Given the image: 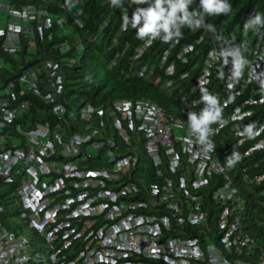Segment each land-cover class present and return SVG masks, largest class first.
Here are the masks:
<instances>
[{"label":"built area","instance_id":"1","mask_svg":"<svg viewBox=\"0 0 264 264\" xmlns=\"http://www.w3.org/2000/svg\"><path fill=\"white\" fill-rule=\"evenodd\" d=\"M69 1L0 0V188L14 195L9 202L0 194V264H29L32 253L25 228L5 224L7 205L34 226L47 264H264V88L253 85L264 76L263 29L241 35L250 56L239 80L228 58L216 95L221 120L205 148L187 113L200 111L199 88L211 83L221 48L235 36L208 49L187 86L180 79L190 69L176 75L175 63L195 58L202 36L179 47L174 39L156 56L179 115L144 97L72 111L60 95L58 62L32 56L42 50L38 41L55 35L52 22L66 30L43 4L67 9ZM81 11L68 10L74 25H82ZM144 40L134 58L152 41ZM53 48L62 54L70 45ZM162 81L158 75L153 84ZM250 124L252 136L244 132ZM244 211L259 231L242 224Z\"/></svg>","mask_w":264,"mask_h":264},{"label":"clouds","instance_id":"2","mask_svg":"<svg viewBox=\"0 0 264 264\" xmlns=\"http://www.w3.org/2000/svg\"><path fill=\"white\" fill-rule=\"evenodd\" d=\"M13 5H19L22 3L25 4H35V6H39L37 3V0H10ZM83 1L85 0H70L67 2V9H61L57 4L55 3H46L43 4V6L47 9L48 13L50 14V17L54 19L62 18L65 23L66 30L63 31V29H59L56 27L55 23L52 22L51 29L55 32V35L53 34L52 39L49 41H38V45L41 47L42 50L38 51L36 54L40 55L37 57V60L35 62H41L46 60H51L53 62H58V65H60L61 70L64 72V80L66 79V72L63 68H66L68 70H71V63H69L70 67H66L63 65L61 61L56 59L54 57V54H61L56 49L53 48V43L59 41L67 43L68 45H74L73 47L77 46L80 42V39L78 40L72 25L74 21L71 18V15L68 13V10H76L77 8H81V14L84 13V5ZM129 1L131 3L130 8H126L129 4ZM192 3V0H128L125 8L126 11L132 9L133 4L141 5L146 4L144 7H136L135 10L132 13L131 18L125 14L122 17V20L120 22V29L121 31H124L129 23L131 24L133 29H136V36L140 39V42L135 44L129 52V42L124 41L123 43L120 40V35L118 32L112 33V34H105V30L110 22V15L104 16L99 23H97L96 27L93 30V33L88 36V40L94 43H101L104 42L102 52L107 53V59L104 60V65L106 68L113 70L116 76V79H129L133 78L135 76H145V73L148 71L147 76H152L153 73V67L154 65L149 66V62L147 61L144 63L143 61V55L148 50L150 45L152 44L153 40L161 39L165 43H170L174 39H177L178 47L185 44H179V39L182 36V32L180 31L181 26H187L189 28H200L203 27L206 30L215 33L216 28L212 24H206L205 23V15H220V14H228L231 11V4L228 3V0H199V7L201 11L196 10H189V5ZM110 4L112 7H123L122 0H110ZM53 6V8L60 10L61 14H54L50 11V8ZM80 14V15H81ZM79 15V21L81 22V26L74 25L79 29H82L84 27V22L82 21L81 17ZM69 19L71 21H69ZM104 20H107L106 24H104V27L99 30L100 25L104 22ZM258 27H264V15L261 13L254 11L252 14H250L249 18L244 23V30H253L255 31ZM96 33L100 34V39L92 40V35H95ZM203 39V35L201 34ZM61 37L65 38V40ZM147 38L149 40H152L151 43H149L146 48L140 53V55L137 58H134L135 54L137 53L138 47L145 43L144 39ZM217 39H222L221 37L217 36ZM195 40V39H194ZM192 40V41H194ZM190 41V42H192ZM202 41V40H201ZM200 41V42H201ZM168 43V44H169ZM167 44V46H168ZM199 44V43H198ZM196 46V51L197 47ZM166 46V47H167ZM164 47L162 51L166 48ZM177 47V48H178ZM242 48L243 45H227L226 47H222L220 50V54L222 57H224L225 64L228 63V58L231 57V63H232V69H231V78L234 80H239L244 66L247 64V60L242 54ZM176 50V49H175ZM162 51L158 53L156 56H160L162 54ZM198 52V51H197ZM111 53V55H110ZM64 54V53H62ZM120 55L119 57H117ZM116 58V64L114 66L108 67L107 62L110 61L113 58ZM124 57H127L128 59V66H121L118 68L120 60ZM174 58V55L168 57L167 62L171 61ZM156 66L158 69V72L155 76H152V81L155 79L156 76H160L163 79L162 83L159 84L165 89V92L171 98L172 96L169 95L168 91L166 90V87L164 86V75L162 71L159 68V60L156 59ZM176 66V63H175ZM149 67V69H148ZM176 71V67H175ZM141 72V73H140ZM88 74V73H87ZM89 76H92L90 73ZM64 82V81H63ZM63 84V83H62ZM261 87L264 88V80L260 81ZM158 86V85H157ZM195 91V89H194ZM200 94V101L199 103L203 104V108L200 107V111L197 113L196 111H189L187 113V121H188V127L191 130L192 135L195 137L196 141L204 146L205 148H211L213 147L211 140L209 139L210 135L212 134L213 130L211 128V125L213 123H218L221 120V114H222V108L220 106L219 100L216 97V95H213L207 91L205 88H199ZM65 104H67L69 107L73 106L72 104H78L77 107L73 106L76 109H79L81 106L89 105L92 107H98L101 104H104L105 102H113L114 100L121 99L123 97L116 96L113 98H110L108 100H104L102 102L98 103H91V102H67L63 97H61ZM139 98V97H138ZM147 98V97H144ZM123 99H135V98H123ZM150 99V98H148ZM151 100V99H150ZM154 101V100H152ZM178 106L177 107H171L167 111V113H174L176 115L180 114L181 105L178 103V100H174ZM156 102V101H154ZM157 103V102H156ZM159 104V103H158ZM201 104V106H202ZM161 105V104H160ZM162 106V105H161ZM163 107V106H162ZM164 108V107H163ZM180 110V111H179ZM254 125H246L244 127V132L252 136L253 135V129ZM234 163V160H229V164L231 165ZM254 223V222H253ZM259 229V228H258ZM255 233V232H254Z\"/></svg>","mask_w":264,"mask_h":264},{"label":"trees","instance_id":"3","mask_svg":"<svg viewBox=\"0 0 264 264\" xmlns=\"http://www.w3.org/2000/svg\"><path fill=\"white\" fill-rule=\"evenodd\" d=\"M127 2L128 0H122L123 7H112L110 0L83 1L84 13L81 14L80 17L84 22V27L79 29L71 24L76 36L78 37L77 39H80V42L83 43V57L78 59L76 63H71V70L63 68L66 72V79L61 86L60 95L65 99L66 103L73 102V99H76V102L80 103H98L116 96H120L123 98L147 97L161 104L167 111H170L169 109L171 107L178 106L174 100L169 98L162 86H155L152 81V76H155L158 72L155 57L162 51L164 47L167 46L169 42L165 43L161 39L153 40L148 50L144 53V63L148 61L149 66L152 64L154 65L153 73L151 74L152 76H147V71L145 76L137 75L133 78L118 80L116 79L114 71L106 68L104 65V60L107 59V53L102 52L104 42L94 43L88 40V36L93 33L97 23H99V21L104 16L110 15V22L105 30V34L108 35L118 32L120 35V40L122 41L119 43L121 44L124 41L129 42V52H131L133 46L139 43L140 39L137 38L136 29H133L130 23L124 31H121L119 27L120 22L125 14L131 18L136 7H147V5L133 4L132 9L126 11L125 6ZM228 3L231 4V11L228 14L205 15L204 17L206 24H212L215 26V33H212L203 27L189 28L187 26H181L180 31L182 32V36L178 38L179 44L185 42L188 43L194 39H197L201 34L203 35L202 41L198 44V52L195 58H192L187 62L176 61V75L181 71L190 69L191 75L187 78L180 79L182 85L187 86L193 80V76L199 69L205 53L209 48L213 47L221 40H218L217 36L225 39L229 35H234L235 40L231 41L229 44L240 45L241 35L245 31L244 23L249 18L250 14H252L254 11H257L264 15V0H228ZM189 10L201 11L199 7V0H192V3L189 5ZM50 11L54 14L62 13L60 10L53 8V6L50 8ZM69 21L71 20L69 19ZM259 29H263L264 31V27H258L255 31L248 30L247 32L249 35L256 37L258 35ZM262 36L264 37V32ZM62 38L63 37H61V39ZM63 39L65 40V38ZM25 46L26 44L22 46V50L20 51H24ZM73 46L74 45H71L70 49L64 54H54V57L56 59L58 58L59 61H61V57L65 56L70 59L74 58L76 56V52L75 47ZM20 51L18 52L20 53ZM32 56L35 60H37V57L40 55L32 54ZM244 56L247 60V64L244 68L245 71L249 64V48L246 49ZM196 62L198 63L196 64ZM91 63L96 64L101 70V77L97 75L96 70L92 68ZM121 66H128L127 57H124L120 60L118 68ZM225 67L226 64L224 62V57H222L220 58V61L214 66L212 72V81L206 87L209 93L216 95L221 92V89H219L218 80L222 77V75H224ZM87 71H90L92 76H89ZM262 79H264V76L260 78V80L254 81L253 85H258ZM32 100L33 102H43L36 98ZM200 107L203 108V104ZM3 220L5 224L8 225L4 218ZM27 237L29 241L32 239L40 246L44 245L42 241L36 237Z\"/></svg>","mask_w":264,"mask_h":264},{"label":"rangeland","instance_id":"4","mask_svg":"<svg viewBox=\"0 0 264 264\" xmlns=\"http://www.w3.org/2000/svg\"><path fill=\"white\" fill-rule=\"evenodd\" d=\"M75 52H76V56L74 58H67L65 57H61L60 60L63 63V65H65L66 67H70L69 63H76V61L80 58L83 57V48H82V44L79 43L77 46H75ZM85 57V55H84ZM87 60V59H86ZM76 65V64H75ZM91 66L94 70H96L97 75H99V77H101V70L98 68V66L96 64L91 63ZM90 71H87V73L89 74ZM90 74H92L90 72ZM73 102H76V99H73ZM73 106L77 107L78 104H72ZM71 106V110L74 111V107ZM112 134L114 135L115 132L113 131V129H111ZM134 147L138 148V150H140L141 154L142 149L140 148L139 144L134 143ZM144 162L146 165H148V161L146 158H143ZM0 194L4 195L7 200L9 202L12 201L13 199V193L10 192L8 190V188L6 186H2L0 188ZM5 213H7L8 215L5 217L6 222L8 223V225L13 228L14 230L17 229L18 225L23 226L25 229L23 230L28 236L34 237L36 235L35 232V228L34 226L27 220H20L18 217V213L15 212V210L13 208H11V206L7 205L6 206V211ZM243 219H242V224L244 226H246V229L252 231V232H257L258 228L257 226L253 223L251 217H250V211L247 212H243ZM31 232H35L34 234H32ZM262 235V234H261ZM30 244H31V258L29 260V264H47L46 260L44 258H40L41 256H38L40 252H46L43 249V246H40L38 243H36L34 240H30Z\"/></svg>","mask_w":264,"mask_h":264}]
</instances>
